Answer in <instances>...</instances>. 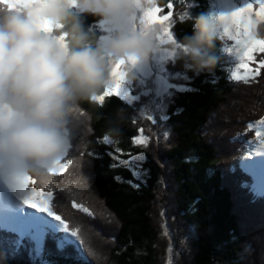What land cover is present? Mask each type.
<instances>
[{
	"label": "trees",
	"instance_id": "obj_1",
	"mask_svg": "<svg viewBox=\"0 0 264 264\" xmlns=\"http://www.w3.org/2000/svg\"><path fill=\"white\" fill-rule=\"evenodd\" d=\"M163 4V12L171 10L172 31L182 43L192 34L190 20L183 17L203 14L207 1ZM81 19L99 38L98 18ZM253 30L264 39V22ZM222 44L218 40L211 49L216 64L210 70L196 73L182 58L172 63L185 77L186 87L175 90L168 104L165 119L171 136L165 146L157 144V152L133 144L135 110L122 98L81 102L83 115L70 131L66 160L72 163L66 170L74 169L64 177L67 190L60 178L58 183L60 174L52 175L54 184L31 185L52 193L54 211L77 235L62 228H31L18 235L0 224V264H264V194L252 193L253 177L240 162L248 140L257 133L249 123L264 117V68L257 79L237 81L226 68ZM222 107L228 112L216 117ZM120 108L125 119L119 140L105 143L108 121ZM85 125L82 137L79 134L84 148L78 149L75 135ZM139 152L147 160L143 184L121 163ZM85 194L87 200L80 201ZM100 201L105 210L100 213L86 205Z\"/></svg>",
	"mask_w": 264,
	"mask_h": 264
},
{
	"label": "clouds",
	"instance_id": "obj_2",
	"mask_svg": "<svg viewBox=\"0 0 264 264\" xmlns=\"http://www.w3.org/2000/svg\"><path fill=\"white\" fill-rule=\"evenodd\" d=\"M163 0H0V188L28 175L50 184V169L70 146L79 104L96 102L134 79L169 40ZM98 18L104 35L85 29ZM226 14L185 15L192 34L172 45L196 73L216 64L211 49L230 34ZM171 42V41H169ZM125 111L117 109L104 136L118 142ZM32 187V186H31Z\"/></svg>",
	"mask_w": 264,
	"mask_h": 264
},
{
	"label": "rangeland",
	"instance_id": "obj_3",
	"mask_svg": "<svg viewBox=\"0 0 264 264\" xmlns=\"http://www.w3.org/2000/svg\"><path fill=\"white\" fill-rule=\"evenodd\" d=\"M206 1H207V6L203 14H212V15H216L218 13L227 14L235 6H238L241 3V0H206ZM167 12L161 11L160 14L161 15L167 14ZM183 16L184 14L181 15V17ZM170 20L171 23L168 25V27H169V35L172 38L171 42L165 40V42L161 43L158 46V50L156 54L151 57L149 62L139 63L135 65L134 68L132 69L134 74V79L131 81V83L125 82L124 84H122L120 88V93H121L120 98L124 97L122 99L128 104H130L135 110L134 120L137 125V133H136V137L133 138L132 142L134 140L139 141L140 138L146 137L147 138L146 143L133 142V144L140 146L148 151L156 149L157 152V147H158L157 144H161L162 146H165L164 144H167V142H169L171 136L170 125L165 119L166 111L168 109V104L169 102H172L173 98L176 96L175 90L181 91L186 87V85L184 84L186 79L183 76L182 72H179L176 66H172V63H174L176 59L179 58L177 55L173 53L172 45L175 44L179 46L181 42H179L175 38L174 33L172 31V26H173L172 16ZM95 30L99 32L98 35L99 38L104 35V30L101 27L99 21L96 23ZM254 34L256 35V33ZM222 43H223L222 52L226 54L228 61L226 68L230 70L231 77L237 79V81L239 80L242 82L244 81L249 82L250 80L257 79L261 76L262 68L260 69V74L258 76H255L254 78H250V79L243 78L244 71L240 67V63H241L240 46L237 44V41L235 39L234 30H230V34L224 37ZM253 56L256 57L257 61L260 59H264V53H259L258 51L254 52ZM249 66L255 68L256 63L250 62ZM228 109L229 108L227 107L224 108L222 107L221 112H218L216 117L220 115L222 116L225 112H228ZM148 117H151V120L148 119ZM159 121L162 123L161 125L159 124ZM259 122L258 123L250 122L249 127H254L257 129V132L264 134V124H261ZM86 127H87L86 125L83 126L81 132L79 133L76 131V133L78 134L75 135V138L77 139V135H78L77 140H79L78 149L80 148V146L81 148H84L83 142H81L79 134L81 133L80 135L82 137L83 133L86 130ZM216 129L218 130V128L216 127L214 130L211 131L212 134H215ZM259 145H260V141L257 135L254 138L250 139L248 141L246 152L243 154L241 161L246 156H248L250 152L252 155V159L254 158L255 160V158H258L252 150L256 149ZM76 150H77V144H76V148L73 149L72 152L73 156L75 155V158L77 155ZM140 155L143 156V153L139 152L130 155L125 160V161H130V163L125 166L132 172V174L133 171L138 172L139 176H134L135 181L143 184L145 182V178L148 175V170L145 166L147 160L145 159V157H143L142 160L132 159L133 157ZM68 156L69 155L66 152V154L62 159V162L67 163L68 160H66V158ZM77 162L78 159L74 161V165L77 164ZM72 169L74 168H71V172L65 170V172L62 175L57 176L58 183L60 182L61 179L62 187L64 189L67 188L65 183L66 180L64 177L66 175L68 176L69 173L71 175L73 171ZM162 170L166 172L165 168H162ZM35 185L38 186L39 184H35ZM29 186L31 187V185ZM3 190L5 189L0 188V191ZM84 196L85 197L80 196L79 198L80 201L83 202L87 200L86 198L88 197V195L85 194ZM92 198H96V194L93 193ZM9 205H10L9 208L6 210L0 209V218L3 219L6 224L11 225L12 227L16 226L18 230L23 231L24 229H27L30 226L35 227L36 225L45 224V222L53 230L61 229V227L55 221H52L50 217H43L44 214L42 213H38L35 216H33L32 211L34 210H28L22 208L15 197H12V199L9 202ZM86 205L90 206L91 207L90 209L94 210L95 213L98 212L100 213L101 210L105 211L101 209V207H99V206H103V203L101 201L99 203L92 202L91 204H86ZM78 208H82V207H78ZM95 236L97 237V234Z\"/></svg>",
	"mask_w": 264,
	"mask_h": 264
},
{
	"label": "snow or ice",
	"instance_id": "obj_4",
	"mask_svg": "<svg viewBox=\"0 0 264 264\" xmlns=\"http://www.w3.org/2000/svg\"><path fill=\"white\" fill-rule=\"evenodd\" d=\"M162 9L158 10V15L155 17L150 16L149 19H156L161 21H167L171 18V10L167 14L161 15ZM228 23L231 25V30L235 31V39L237 44L240 46L241 52V63L240 67L244 71V79L254 78L260 74V69L264 68V59L256 60L253 56L254 52L264 53V39H258L253 32L254 26L258 22H264V0H241L238 6H235L230 12L226 14L225 17ZM169 28V27H168ZM167 31L169 40L171 41V36L169 31ZM250 62L256 63V67L252 68L249 66ZM115 95L117 97L121 96L120 88L117 86L113 89L108 96ZM104 97L100 98L98 101H102ZM124 98V97H121ZM151 120V117H148ZM259 123L264 124V119ZM260 145L256 149L252 150L257 157H264V134L256 133ZM104 142L109 143L107 137L104 136ZM147 138L142 137L138 140H134V143L141 142L146 143ZM64 157V156H63ZM62 157V158H63ZM62 158L58 159L53 167L50 169V175L60 174L62 175L71 164L72 161H67V163L62 162ZM113 159H117L113 157ZM134 160H142L143 156L133 157ZM122 164L128 165L130 161H121ZM241 167L253 177L254 183L251 185V191L253 193L257 192V186L255 181L258 179V173L264 171V159L253 160L251 152L241 161ZM133 176H139V173L133 171ZM36 180L28 175H23L16 177L14 182L9 186V188L0 191V209H8L9 202L12 197H15L19 205L28 210L32 211V215L35 216L38 213L44 214L43 217H50L52 221H55L64 232L69 233L71 236H76L77 233L69 229L65 220L61 218L60 215L56 214L52 203V193L50 191L39 190L37 187L29 185H35ZM134 187L136 185H133ZM242 187H248L247 185H242ZM73 207H77L75 204ZM81 211L87 212V209H81Z\"/></svg>",
	"mask_w": 264,
	"mask_h": 264
},
{
	"label": "bare ground",
	"instance_id": "obj_5",
	"mask_svg": "<svg viewBox=\"0 0 264 264\" xmlns=\"http://www.w3.org/2000/svg\"><path fill=\"white\" fill-rule=\"evenodd\" d=\"M255 89V88H254ZM82 128V127H81ZM76 134V133H74ZM259 147V146H258ZM245 149V148H244ZM258 159H264V157H258V158H255V160H258ZM254 160V158H253ZM236 170V169H235ZM237 173V172H236ZM67 174V173H66ZM64 181V180H63ZM232 181V180H231ZM256 182V186H257V192L258 193H262L264 192V171H260L258 173V179L255 181ZM66 183V182H65ZM233 183V182H232ZM63 190V189H62ZM67 190V188H66ZM160 194V193H159ZM260 230V229H259ZM258 231V230H257ZM255 232V231H254ZM249 233V232H248Z\"/></svg>",
	"mask_w": 264,
	"mask_h": 264
}]
</instances>
